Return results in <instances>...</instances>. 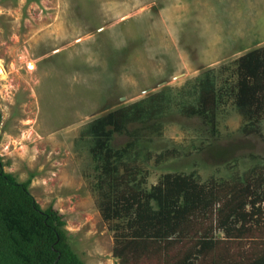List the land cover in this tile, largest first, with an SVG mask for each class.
I'll use <instances>...</instances> for the list:
<instances>
[{
  "label": "rangeland",
  "instance_id": "1",
  "mask_svg": "<svg viewBox=\"0 0 264 264\" xmlns=\"http://www.w3.org/2000/svg\"><path fill=\"white\" fill-rule=\"evenodd\" d=\"M260 46L264 0H0L2 168L18 181L30 177V194L62 215L83 264H119L112 222L97 210L91 140L81 128L163 90L158 116L110 139L112 147L133 144L143 187L165 172L193 171L199 181L241 172L264 158V116L261 133L246 134L228 101L216 108L210 132L179 105L194 101L188 91L201 70L224 76L232 59ZM160 263L154 256L127 264Z\"/></svg>",
  "mask_w": 264,
  "mask_h": 264
},
{
  "label": "trees",
  "instance_id": "2",
  "mask_svg": "<svg viewBox=\"0 0 264 264\" xmlns=\"http://www.w3.org/2000/svg\"><path fill=\"white\" fill-rule=\"evenodd\" d=\"M225 71L218 78L212 69L201 70L188 91L194 101L180 104L179 112L198 115L213 132L216 108L229 101L243 119L241 130L260 134L264 46L232 59ZM166 100L163 90L152 93L95 116L79 132L91 140L96 206L102 220L112 222V255L119 264L154 256L160 264H264V158L227 178L199 181L193 171L165 172L144 188L133 144L110 145L127 124L158 116ZM2 166L0 158V264H83L68 242L62 215L35 202L27 188L30 177L18 181ZM177 243L180 250L169 256L166 249Z\"/></svg>",
  "mask_w": 264,
  "mask_h": 264
},
{
  "label": "bare ground",
  "instance_id": "3",
  "mask_svg": "<svg viewBox=\"0 0 264 264\" xmlns=\"http://www.w3.org/2000/svg\"><path fill=\"white\" fill-rule=\"evenodd\" d=\"M29 67L32 68V63H31V62H29ZM2 72H4V71H2V70L0 69V73H2Z\"/></svg>",
  "mask_w": 264,
  "mask_h": 264
}]
</instances>
